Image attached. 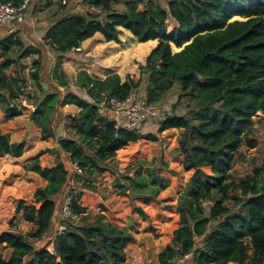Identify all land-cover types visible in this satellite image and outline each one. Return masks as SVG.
Returning <instances> with one entry per match:
<instances>
[{"label": "trees", "instance_id": "16d2710c", "mask_svg": "<svg viewBox=\"0 0 264 264\" xmlns=\"http://www.w3.org/2000/svg\"><path fill=\"white\" fill-rule=\"evenodd\" d=\"M84 3L89 8L62 14L44 35L58 60L52 79L65 93L57 86L53 90L44 87L39 71L42 59L34 61L31 75L41 92L33 97L31 119L41 128V139L56 135L53 119L60 105L79 106L76 114L67 116L72 133L59 136L67 162L80 170L77 182L83 180L81 188L96 190L92 177L111 169L117 173L113 186L131 199L134 211L146 217L135 199L149 203L170 186L161 173L169 169V162L162 156L152 161L137 160L127 168L134 170L132 176L118 171L113 160L120 149L142 138L159 139L140 128L117 126L116 117L101 103L106 97L126 99L140 89L144 80L148 83L144 98L149 103L158 104L178 89L179 100H191L186 105L188 111L166 117L159 131L183 129L177 152L184 155V168L192 174L177 200L180 227L173 231L159 261L169 264L191 255V264H264V162L239 181H230L235 163L245 158L243 146L254 148L258 144L256 138L250 137L255 130L253 117L259 111L264 113V0H171L168 7L155 0ZM119 4L123 7L118 8ZM169 18L176 21L172 29H168ZM119 27L130 30L142 42L158 39L146 63L140 66V79L128 77L122 81L116 73L99 79L82 69L75 87L71 85L62 67L63 58L98 32L106 41L120 43ZM14 51L19 53L16 59L11 57ZM31 51L40 54L38 48L26 47L15 33L0 40L4 121L21 114L14 100L26 94L22 89L26 83L23 73L8 75L6 69ZM105 109L110 116L105 115ZM24 148V141H12L0 126V157H20ZM28 168L47 183L37 189L33 204L20 200L17 211L38 227L25 232L12 221L0 233V247H10L11 257L7 259L0 251V264H23L28 257L25 264L126 261V248L133 239L129 227L106 221L104 213L93 219L86 217L82 193L74 189L70 193L71 209L81 218L77 222L67 220L70 224L55 238L53 252L38 248L35 242L52 228L56 199L63 192L69 169L60 154L54 166H42L35 159ZM214 192L222 194V198L216 199ZM228 199H233L232 207L225 203Z\"/></svg>", "mask_w": 264, "mask_h": 264}, {"label": "rangeland", "instance_id": "374dc122", "mask_svg": "<svg viewBox=\"0 0 264 264\" xmlns=\"http://www.w3.org/2000/svg\"><path fill=\"white\" fill-rule=\"evenodd\" d=\"M119 36L120 43H107L96 38L93 44L88 46L90 50L81 51L80 60L73 58L74 55L71 54V56H65L62 62L63 69L68 66L67 70L69 73L85 69L91 76H95L98 73H109L108 75L116 73L120 75L122 81H125L128 77L135 80L140 79L143 75L140 66L146 63L147 55L157 44L152 46L147 52H144V55L139 56L134 51L133 46H131L130 37H128L129 45H125L122 42V37L129 36V33L123 31ZM156 40L158 43V39ZM100 42H103V44ZM122 46L123 49H121ZM122 50H129V55L125 56L120 53ZM18 54L17 51H14L11 53V57L16 59ZM38 57L42 59L39 70L41 72L40 78L42 81L50 82L46 88L53 90L57 84L52 79V71L58 62L57 57H54V55L48 57L38 52L30 53L19 57L17 62L14 60L11 66L6 69L8 75L23 73L26 83L22 89L26 94L14 100L17 108L21 111V116L18 115L7 121H4L6 118L4 113L6 101L0 99V126L3 132L10 134L12 141L24 140L25 150L19 158L7 155L0 157V233L8 229L12 221L16 222L19 228L25 232L37 229V223L27 222L23 218V212L17 211V205L20 200H24L25 204H33L35 192L39 187L47 183L44 177L36 171L30 170L28 165L38 159L42 166H54L58 160V154H60V158L67 164L69 175L63 187V192L56 199L55 214L58 213L56 217L57 225L46 233L42 239L37 240L35 242L36 246L54 251L53 244L58 236L59 228L62 224L68 226L70 224L67 221L70 218L65 213V205L68 197L71 196V191L74 189L82 193L81 204L87 207V211L84 213L86 217L93 219L98 213H104L107 217L106 221L117 227H129L133 234V239L127 245V258L123 264H161L159 261L160 254L166 251L173 231L180 227L177 200L179 194L184 191L192 171L185 170L183 165L185 157L177 152L180 147L179 138L183 133V129L170 128L159 131V127L161 121L166 117L188 111L186 105L191 102L190 98L184 97L179 100L178 89H174L165 95L163 101L156 104L160 108V113L147 119L140 128L143 133L155 134L159 140L152 141L142 138L138 142L131 143L120 149L113 160V164L116 165L118 171L131 176L134 170H127V168L137 160L152 161L162 156L164 160L169 162V169L161 173L169 180L170 186L149 203H145L142 199H135L136 204L142 206L147 213V216L143 217L139 212L134 211L131 199L113 186L117 173L108 169L94 175L92 179L97 187L96 190L81 188L83 180L77 182V174L80 173V170L77 166L67 162V155L62 151L59 138L56 135L47 139L48 143L46 146L39 147L41 128L35 123H30L31 112L35 109L33 97L41 92L31 75L32 71L35 70L34 61ZM76 62L79 64L75 65ZM75 67L76 69H74ZM77 74L74 76V81L77 78ZM67 77L69 78V74H67ZM147 85V81L144 80L140 89L135 93L145 96ZM57 88L62 93H65L64 88L59 86ZM105 112L106 116H110L106 109ZM61 118L60 108H58L53 119V126L57 131H62L63 128ZM65 118V123H68L69 119ZM253 120L255 130L250 134V137L256 138L258 144L254 148L243 146L242 151L245 154V158L235 163L230 181H239L245 174L251 173L255 167L260 166L264 162V113L259 111L253 117ZM70 132L71 129L69 128L65 136H69ZM38 147L39 150H37ZM231 194L232 192L230 197ZM214 196L216 199L222 198V194L218 192H214ZM225 203L232 207L234 202L233 199H228ZM0 251L7 259L11 257L12 249L10 247L2 245ZM29 258H25L23 264ZM191 260V255H188L183 259L173 260L169 264H191Z\"/></svg>", "mask_w": 264, "mask_h": 264}, {"label": "crops", "instance_id": "0c3cea01", "mask_svg": "<svg viewBox=\"0 0 264 264\" xmlns=\"http://www.w3.org/2000/svg\"><path fill=\"white\" fill-rule=\"evenodd\" d=\"M65 1H66V3H63V0H32L30 7L28 8V10L26 12V15H25V18L23 21L12 24V25L0 24V40L2 38H4L5 36L11 34V33H15L16 35L21 37V39L24 42V45L26 47L38 48L40 50V54L42 53V55H45L48 57L50 55H54L55 52L52 50L50 45L45 43L44 35H45L46 31L56 22V20H58V18L62 14L68 13V12H77V11L82 12V11H85V9L89 8L87 6V4L84 3L85 0H65ZM155 1H158L162 5H164L165 7H168L169 2L171 0H155ZM142 6H143V4H141V7ZM117 7L122 8L123 5L119 4V5H117ZM175 25H176V21L173 18H169L168 19V29H172ZM119 28L121 29V32L125 31V32H128L129 34H132L130 32V30H128L124 27H119ZM135 37L138 40H140L138 36L135 35ZM96 38H98L99 40H104V42L117 43L115 41H106L103 34L98 32L92 38L84 40L76 52L70 53L71 55H74V57L73 56L72 57L77 59V60H80V55L82 54L81 51L85 52V50H87L89 48L88 46H91V44H93V42L96 40ZM155 42L156 43H154L153 46H155V44H157V40ZM100 43L103 44V42H100ZM88 50H90V49H88ZM30 53H34V52L31 51L28 54H30ZM71 55H68V56H71ZM78 64L76 62L75 65H78ZM67 67H64V68H66V69H64L65 71L67 70ZM74 69H76V67ZM80 70H82V69H80ZM67 72H68V70L66 71V73ZM77 73H78L77 70L73 71L72 73H69V72L67 73V74H69L70 84L73 86H74V82H75L74 76H76ZM40 74H41V72H40ZM108 74L109 73H106V74H103V73L99 74L98 73L95 76L92 75V77L104 79L105 77H107ZM49 83L50 82H48V81H42V84L44 85L45 88L49 86ZM61 88H63V87H61ZM59 108H60V114L62 117L61 119H62V123H63V128H62V131L56 130V137L57 138H59L60 135L65 136L66 131L69 130V127L66 125L67 123H65L66 122L65 117H67L68 115H74L80 110V107L75 105V104L60 105ZM63 108H65V109H63ZM20 116H21V114H20ZM30 120H32V119H30ZM67 120H68V117H67ZM32 123H34V122L32 121ZM39 142H40V144H39L40 148H41V146H44V145L46 146V144L48 143L47 140H42L41 138H39ZM39 147L37 148V150H39ZM4 156H6V155H4ZM7 156L14 157V156L9 155V154H7ZM57 214L58 213H56L54 218H53L51 230L53 228H55L57 225V219H56Z\"/></svg>", "mask_w": 264, "mask_h": 264}, {"label": "built area", "instance_id": "2783aa9c", "mask_svg": "<svg viewBox=\"0 0 264 264\" xmlns=\"http://www.w3.org/2000/svg\"><path fill=\"white\" fill-rule=\"evenodd\" d=\"M32 0H21L19 3L13 1H0V24L12 25L24 20L26 12L30 7ZM63 3H66L63 0ZM92 9L99 10L96 7ZM101 105L109 109L117 119V126L125 124L130 128L139 129L142 124L155 115L160 113L158 105L149 103L144 96L131 93L126 99L120 100L114 97H106ZM65 213L67 217L74 222L79 221L80 215L74 213L71 209V196L68 197L65 205ZM67 225L62 224L58 230L61 235L66 230Z\"/></svg>", "mask_w": 264, "mask_h": 264}, {"label": "bare ground", "instance_id": "6f19581e", "mask_svg": "<svg viewBox=\"0 0 264 264\" xmlns=\"http://www.w3.org/2000/svg\"><path fill=\"white\" fill-rule=\"evenodd\" d=\"M125 32V31H124ZM128 37H130L131 39V46H133L134 51L136 52L137 55H144V52H147L150 48H152V46L154 45V43H156V39L153 40H148V41H144V42H140L135 35L133 34H129V36H123L122 37V42L125 45H129L128 43ZM107 43H111V42H107ZM156 45V44H155ZM123 49V46L122 48ZM131 49V48H130ZM120 53H122L123 55L127 56L129 55V50H122Z\"/></svg>", "mask_w": 264, "mask_h": 264}, {"label": "water", "instance_id": "95a60500", "mask_svg": "<svg viewBox=\"0 0 264 264\" xmlns=\"http://www.w3.org/2000/svg\"><path fill=\"white\" fill-rule=\"evenodd\" d=\"M30 123H32V120H30ZM24 141V140H23Z\"/></svg>", "mask_w": 264, "mask_h": 264}]
</instances>
